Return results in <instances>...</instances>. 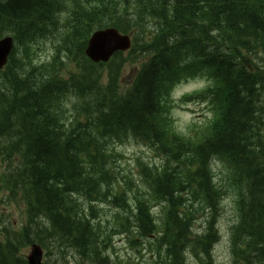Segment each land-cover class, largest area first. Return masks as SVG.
<instances>
[{"label": "trees", "instance_id": "obj_1", "mask_svg": "<svg viewBox=\"0 0 264 264\" xmlns=\"http://www.w3.org/2000/svg\"><path fill=\"white\" fill-rule=\"evenodd\" d=\"M104 28L133 45L93 64L85 47ZM5 36L0 264H26L34 244L45 264H112L115 239L152 264H214L226 200L232 264H264V0H0ZM193 80L206 85L180 101L211 117L182 134L171 95ZM127 143L156 161L123 173Z\"/></svg>", "mask_w": 264, "mask_h": 264}, {"label": "rangeland", "instance_id": "obj_2", "mask_svg": "<svg viewBox=\"0 0 264 264\" xmlns=\"http://www.w3.org/2000/svg\"><path fill=\"white\" fill-rule=\"evenodd\" d=\"M46 52L47 49L43 48L41 55H44ZM128 75H129V71L125 73V78H128ZM205 84L206 82L198 80L184 84L175 90L173 94V99L175 100V106L172 109V118L174 120V127L179 132L186 134L188 133V130L193 126L199 127L203 123L208 121V119H210L211 113L204 105L193 102L192 104L190 103L183 106V105H178L176 103L178 99L185 93H191L195 90H200L205 86ZM118 152L122 156V159H119L120 161L119 170L123 171V173L130 172L133 175H135L136 173L134 167V160L137 157L141 156L146 160L145 162L147 163L148 161H151L155 158L151 152L145 150L144 148L139 147L135 143H127L123 145L122 147H120ZM231 208H232L231 204L229 203H225V205L223 206L222 217L220 218V222H219V229L221 230L222 240L215 247V253H214L216 264H229L228 250L226 244V239H227L226 232L232 217ZM19 213L20 210L18 208H14L11 218L13 219L14 224L19 222L18 219ZM104 215L109 216L110 213H106ZM115 248L117 249V251H120L124 255L126 254V252L128 255L130 254L127 246L122 245L121 242L115 244ZM121 257L123 258V256ZM131 258H133V256H131Z\"/></svg>", "mask_w": 264, "mask_h": 264}, {"label": "water", "instance_id": "obj_3", "mask_svg": "<svg viewBox=\"0 0 264 264\" xmlns=\"http://www.w3.org/2000/svg\"><path fill=\"white\" fill-rule=\"evenodd\" d=\"M12 44L10 37L0 41V69L6 65ZM129 48L130 39L127 36L120 35L115 29H106L95 32L90 37L85 53L95 63L106 62L114 52L126 51ZM42 256V250L35 245L32 246L27 256V264H42Z\"/></svg>", "mask_w": 264, "mask_h": 264}, {"label": "bare ground", "instance_id": "obj_4", "mask_svg": "<svg viewBox=\"0 0 264 264\" xmlns=\"http://www.w3.org/2000/svg\"><path fill=\"white\" fill-rule=\"evenodd\" d=\"M221 204V203H220ZM207 217V216H206Z\"/></svg>", "mask_w": 264, "mask_h": 264}]
</instances>
